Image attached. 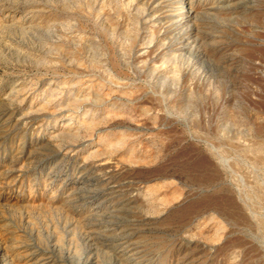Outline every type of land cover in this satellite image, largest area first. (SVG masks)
<instances>
[{"label":"rangeland","instance_id":"1","mask_svg":"<svg viewBox=\"0 0 264 264\" xmlns=\"http://www.w3.org/2000/svg\"><path fill=\"white\" fill-rule=\"evenodd\" d=\"M0 264H264V0H0Z\"/></svg>","mask_w":264,"mask_h":264}]
</instances>
